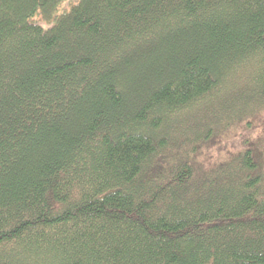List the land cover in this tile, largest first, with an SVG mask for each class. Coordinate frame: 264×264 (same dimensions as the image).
<instances>
[{
	"label": "trees",
	"instance_id": "obj_1",
	"mask_svg": "<svg viewBox=\"0 0 264 264\" xmlns=\"http://www.w3.org/2000/svg\"><path fill=\"white\" fill-rule=\"evenodd\" d=\"M262 125L264 0H0V264H264Z\"/></svg>",
	"mask_w": 264,
	"mask_h": 264
},
{
	"label": "rangeland",
	"instance_id": "obj_2",
	"mask_svg": "<svg viewBox=\"0 0 264 264\" xmlns=\"http://www.w3.org/2000/svg\"><path fill=\"white\" fill-rule=\"evenodd\" d=\"M65 5L67 6V4H65ZM263 132H264V125L259 126V127L257 128L256 133H263Z\"/></svg>",
	"mask_w": 264,
	"mask_h": 264
}]
</instances>
